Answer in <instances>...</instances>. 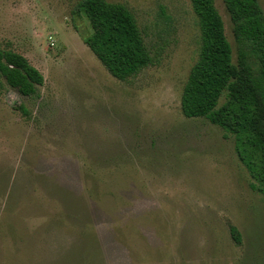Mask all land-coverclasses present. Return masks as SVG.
Returning <instances> with one entry per match:
<instances>
[{
  "label": "rangeland",
  "instance_id": "obj_1",
  "mask_svg": "<svg viewBox=\"0 0 264 264\" xmlns=\"http://www.w3.org/2000/svg\"><path fill=\"white\" fill-rule=\"evenodd\" d=\"M78 1L0 0V47L43 75L36 95L0 85V264H264V193L233 135L180 109L200 43L190 0H107L153 57L126 80L84 43Z\"/></svg>",
  "mask_w": 264,
  "mask_h": 264
},
{
  "label": "trees",
  "instance_id": "obj_2",
  "mask_svg": "<svg viewBox=\"0 0 264 264\" xmlns=\"http://www.w3.org/2000/svg\"><path fill=\"white\" fill-rule=\"evenodd\" d=\"M222 2L234 47L214 0H190L200 43L181 91L180 109L186 117H204L219 126L223 137L233 135L236 155L254 180L250 186L264 193V13L258 0ZM73 14L84 16L89 33L83 41L115 78L126 80L153 64L135 17L124 4L79 0ZM3 82L31 96L37 94L43 75L22 54L0 47V85ZM229 231L239 243L237 228L229 225Z\"/></svg>",
  "mask_w": 264,
  "mask_h": 264
}]
</instances>
